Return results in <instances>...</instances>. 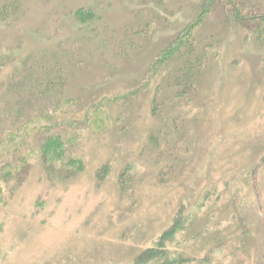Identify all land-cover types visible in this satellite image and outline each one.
Here are the masks:
<instances>
[{
	"label": "rangeland",
	"instance_id": "rangeland-1",
	"mask_svg": "<svg viewBox=\"0 0 264 264\" xmlns=\"http://www.w3.org/2000/svg\"><path fill=\"white\" fill-rule=\"evenodd\" d=\"M53 131L80 163L36 158ZM3 136L0 163L35 157L3 190L0 264H137L177 218L172 252L264 264V0H0Z\"/></svg>",
	"mask_w": 264,
	"mask_h": 264
},
{
	"label": "trees",
	"instance_id": "trees-1",
	"mask_svg": "<svg viewBox=\"0 0 264 264\" xmlns=\"http://www.w3.org/2000/svg\"><path fill=\"white\" fill-rule=\"evenodd\" d=\"M176 45L177 46H175L174 44V46L169 47L167 51L164 52L165 54L163 53L164 59H167L168 57L174 55L176 51L178 52L177 49L179 44ZM185 64L186 65L175 69V73H173L177 74L176 77H173V79L175 78L173 86H177V88L181 87V85L184 86L183 92L181 93H185L186 89L192 86L193 82L190 81L189 77L192 75V72L196 69V65L192 60H189V62ZM155 67L156 66L151 69L152 72L154 71ZM27 102L30 103L29 100H27ZM52 104L53 103L44 102V104L38 105V109L36 112L37 116L40 117L44 115L43 113L40 114L39 112L42 109L44 110V107L48 105L49 107L45 109V111H47L48 113H52L54 110L51 107ZM97 107H99V105H97ZM43 110L42 112H44ZM32 121H34V118L25 119L24 121H22L21 127L19 125L15 126L12 129H8L7 134L11 132L14 135L15 133L22 131L23 128L27 127L30 123H32ZM49 128H51L50 130L52 131V127L49 126ZM63 136V134L55 133L53 131V133L42 137L40 139L41 142L38 145L39 147L37 148L38 155L36 156V158L41 159L44 165L52 161H62V163L65 164L64 167H69L70 165L73 166L77 163H80L79 160H74L73 157L68 156L69 154L72 155L73 153L70 152V150L67 148V145L73 140H75V134L70 136L68 139L63 138ZM5 137L6 136H3V138L0 139V145L4 143ZM24 142H26V139ZM24 142L20 144H15L12 148L17 158L8 160V154H4L2 157V162L0 163V200L2 199L3 190L5 188V185H7V182L15 180V177H18V180H22L27 175L26 169L29 167L30 161L34 155L33 150H28L24 148ZM67 156L68 158H66ZM50 168L54 169L52 166ZM55 172L59 175H66L62 174L61 172H57L56 170ZM190 215L192 214H189L187 217L189 218ZM182 222L183 220H181V225ZM179 223L180 218H177L170 226V228L159 237L156 243V247H151L144 250L143 254L139 256L137 264L142 263L144 261L145 264H210L209 259L206 260V258L201 259L199 261L196 258L186 256V253L183 251L178 252L179 250H177L176 252H172L171 243L176 233L180 230Z\"/></svg>",
	"mask_w": 264,
	"mask_h": 264
}]
</instances>
